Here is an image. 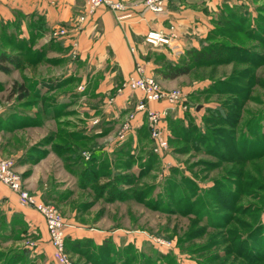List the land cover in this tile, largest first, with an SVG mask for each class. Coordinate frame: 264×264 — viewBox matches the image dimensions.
<instances>
[{"label":"rangeland","instance_id":"374dc122","mask_svg":"<svg viewBox=\"0 0 264 264\" xmlns=\"http://www.w3.org/2000/svg\"><path fill=\"white\" fill-rule=\"evenodd\" d=\"M214 1L208 11L195 8L206 17L195 18L190 47L178 60L193 59L190 48L204 43L208 52L217 47L216 58L197 61L167 89L158 80L166 91L182 92L163 121L168 149L159 154L150 153L149 121L140 122L137 100L104 130L89 95L73 93L81 89L76 80L50 90L51 80L40 79L65 67L40 57L41 29L26 51L4 34L11 25H0V53L20 60L18 67L4 63L10 72L0 70V158L13 160L23 187L59 210L65 232L84 233L66 234L76 264H264V0ZM82 3L76 8L85 16ZM27 8L25 0L9 8L18 35L42 19ZM205 21L211 30L199 28ZM16 81L30 86L27 96L12 95ZM132 116L138 117L121 138ZM2 226L18 238V251L29 250L18 264H54L37 248L38 226L33 237L22 217L12 229Z\"/></svg>","mask_w":264,"mask_h":264},{"label":"crops","instance_id":"0c3cea01","mask_svg":"<svg viewBox=\"0 0 264 264\" xmlns=\"http://www.w3.org/2000/svg\"><path fill=\"white\" fill-rule=\"evenodd\" d=\"M23 1L0 0V25L4 21L12 23L15 20L14 13L9 8L13 5L18 6V2ZM76 1L78 0H25L27 12L34 14L36 11L42 14L41 17L48 27V32L45 30L42 34V38L44 37L42 45L48 50L47 57L49 59L54 57L65 66L63 72L54 76L57 79L61 78L60 80L72 77L78 82L81 89L73 93L79 94V97L89 95L90 110L93 116L98 117L95 119H103L99 125L106 131L114 128L117 118L128 105L133 106L136 100L138 103L142 97L140 92L129 89L118 92L134 72L137 64H142L146 73L154 75L166 89L173 85L175 79L182 78L181 76L174 79L164 78L158 73L157 69L164 63L159 54L164 53L162 57L178 62L181 53L190 47L188 33L189 29L191 32L195 29V18L199 14L204 21L206 17L205 14L196 12L195 8L202 7L207 11L210 9L207 6L210 0H171L163 12L157 13L148 10L144 6V0H115L125 4L126 9L132 14L131 17L118 20L116 13L108 6H101L82 19L84 8L82 10L76 8ZM81 2L85 5V0ZM170 26H175L178 30V33L175 31L176 38L172 45L153 46L146 43L145 36L148 31L153 29L170 33ZM13 27L11 25L8 30L14 31ZM199 28H204L203 31L208 28L209 31L213 27L205 21L204 26L201 25ZM32 29L34 31V26ZM62 29L67 32L66 35H55L56 31ZM182 32H186V36H183ZM30 33L27 32L23 36L29 38ZM179 47L182 49L181 52L175 49ZM169 50L172 53H167ZM54 76L40 79L49 81L53 80ZM168 106L165 101L149 104L152 109H165ZM144 116L146 114L141 113L140 122ZM20 217L26 223L27 235L30 237H33L34 229L38 226L41 238L37 242L39 246L37 248L46 250L49 256L52 255L53 250L43 216L31 207L23 205L12 189L0 182V264L7 260L12 261L18 251V238H14L12 230L3 234L2 224L6 221L12 229L13 224L18 225ZM67 233L73 236L72 239L84 235L81 231L68 229ZM13 241L16 249H13ZM51 259L53 260V257Z\"/></svg>","mask_w":264,"mask_h":264},{"label":"built area","instance_id":"2783aa9c","mask_svg":"<svg viewBox=\"0 0 264 264\" xmlns=\"http://www.w3.org/2000/svg\"><path fill=\"white\" fill-rule=\"evenodd\" d=\"M169 0H145L144 6L153 12H163L166 9ZM108 6L116 13L118 20H125L131 17V12L126 9L122 1L115 0H85L86 14L94 13L99 7ZM85 16L82 17L84 19ZM64 29L56 31L55 35H66ZM176 38L175 31L167 33L162 30H150L145 36V41L153 46L172 45V41ZM125 89L137 91L142 97L136 105L139 113H145L148 117L149 126L153 138V151L161 153L168 149V132L163 126V121L169 113V109L177 107L182 97L180 90L166 91L158 79L154 75L146 73L142 64H137L134 72L130 74L123 86L118 92ZM165 101L169 104L165 109H152L149 107L151 102ZM129 118L123 125L120 137L123 138L125 132L132 129L133 120ZM15 162L13 160H3L0 158V182L8 185L13 191L17 192L20 202L31 208H35L44 217L50 244L52 246V257L54 264H76L71 259L67 250L66 232L64 230L65 221L59 210L52 204H46L38 200L36 196L27 191L23 187V177L15 170Z\"/></svg>","mask_w":264,"mask_h":264},{"label":"trees","instance_id":"16d2710c","mask_svg":"<svg viewBox=\"0 0 264 264\" xmlns=\"http://www.w3.org/2000/svg\"><path fill=\"white\" fill-rule=\"evenodd\" d=\"M170 1L171 0H169V2ZM4 24H5V26L13 25L16 28V30H17V28L20 27V22L18 20H14L12 23L7 21ZM30 25L32 27L34 26V31H32L30 33L29 38H26L23 35L21 37L20 35H18V33H16V31L10 32V31L5 30L4 34L9 39H12V37H13L15 42H18V40H19V42H18L19 47L25 46L26 51L27 50L31 51V49H32L31 47L34 48V45H32L33 38H35L40 33V29H41V33L43 34L45 32L47 26L45 24L43 17H42L41 21L36 19V20L32 21ZM40 25L42 27H40ZM2 26H3V23H2ZM216 29L217 28H215L213 31H215ZM204 47H208V45L206 43H204L202 49H197V48L191 49L190 48L189 54H192L193 59L189 58L184 63L180 62L179 60H178V62H174L171 60H167L165 57H163L162 62H164V63H163L161 68L157 69L158 73L160 75H162L164 78L174 79V78H177L179 76L186 75V74L190 73V70H191L193 64H195L197 61H206L209 58L210 59L216 58L213 52L217 51L216 50L217 47L211 48V50H212L211 52L206 51V49ZM2 50H4V51H2ZM2 50H1L2 53H0V70L1 71H4L6 73L10 72V67L7 65L8 63L14 64L16 67L20 66V60L18 59L17 54H14L11 51L5 50L4 48H2ZM47 51H48L47 49L42 50L41 52H44V54L40 55V57H43V56L45 57ZM4 63H7V64H4ZM74 80H75L74 78L69 77V78L63 79V81H61V82H59L60 80H56L55 83H53V84H52V80H51L50 82H48L49 85L52 86V87H49V89L52 90L53 87L55 88V87L63 85V84H69L71 82H74ZM29 89H30L29 85L24 84V83L19 84V82L16 81L13 84L12 95L19 91L20 92L19 96L21 98H23L29 94ZM167 128H168V125H167ZM150 153L151 154H158V153H155L153 151V144H152V148H151ZM70 240H71L70 238L69 239H68V237L66 238L67 250H68V245H70L72 243V240L71 241ZM104 245H107V242H104L103 246ZM28 254H29V250H27V249H23L22 251H17L16 255L13 257L12 261L7 260V261L3 262L2 264H18L20 259L27 256Z\"/></svg>","mask_w":264,"mask_h":264},{"label":"water","instance_id":"95a60500","mask_svg":"<svg viewBox=\"0 0 264 264\" xmlns=\"http://www.w3.org/2000/svg\"><path fill=\"white\" fill-rule=\"evenodd\" d=\"M198 108H200V107H198Z\"/></svg>","mask_w":264,"mask_h":264}]
</instances>
